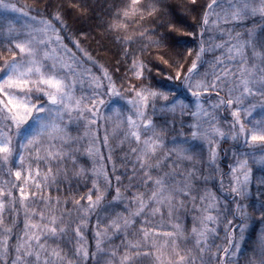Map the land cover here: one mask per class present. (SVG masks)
I'll list each match as a JSON object with an SVG mask.
<instances>
[{
  "label": "snow or ice",
  "instance_id": "6c2138e0",
  "mask_svg": "<svg viewBox=\"0 0 264 264\" xmlns=\"http://www.w3.org/2000/svg\"><path fill=\"white\" fill-rule=\"evenodd\" d=\"M34 4L0 0V264H264V0Z\"/></svg>",
  "mask_w": 264,
  "mask_h": 264
},
{
  "label": "trees",
  "instance_id": "16d2710c",
  "mask_svg": "<svg viewBox=\"0 0 264 264\" xmlns=\"http://www.w3.org/2000/svg\"><path fill=\"white\" fill-rule=\"evenodd\" d=\"M19 4H28L31 6H35L34 0H17ZM175 2L179 3V0H175ZM203 2H207V0H203ZM89 3L93 6L95 15L101 16V19H103L101 13L103 12L104 8L101 7L102 5L106 6V0H89ZM179 12L183 15V9H178ZM75 15L80 16L81 18L79 20H70L69 23L73 28H83L85 32L88 33V39L85 41L83 47L88 48L95 54H99L102 59L100 60V63H103L106 65L110 71H114V65L116 62V59L112 56V52H116L117 49L113 47L105 37L103 31L101 28L96 27L95 25L98 23L96 20L88 19L86 15L81 16L80 13H75ZM183 18L187 19L188 23L193 22V17L191 15H186ZM181 27V31L177 33V35H183L184 29L183 26ZM190 39V38H189ZM186 43L182 41V44ZM100 44H104L109 49H111V52H104V53H98V49ZM189 46H191L189 44ZM153 59H155L153 57ZM163 67V65H161ZM157 70L153 69V74H155ZM167 71L165 70V73H163L159 79H163V75L167 74ZM99 74V73H97ZM117 86L119 87V83H117ZM258 118V117H257ZM83 129H81V132ZM75 135V133H73ZM103 136V129H101V138ZM223 148H231V142L225 143L223 145ZM106 154V153H105ZM255 174L258 176L260 175V169L259 166H254ZM217 180H219V177H217ZM225 187L227 188V182L225 183ZM255 190L253 189L252 197L255 198ZM247 203V202H245ZM249 212H251V209H249ZM258 216V213L256 214ZM191 219L189 218L188 221V227L191 228ZM264 231V225H261L259 223H253L251 224L245 232L246 240H245V246L246 247H252L255 245V243L259 240L261 232ZM219 242V241H218ZM119 243V241H117Z\"/></svg>",
  "mask_w": 264,
  "mask_h": 264
}]
</instances>
